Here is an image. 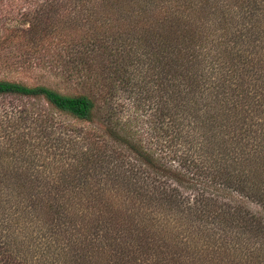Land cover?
I'll use <instances>...</instances> for the list:
<instances>
[{"label":"trees","instance_id":"1","mask_svg":"<svg viewBox=\"0 0 264 264\" xmlns=\"http://www.w3.org/2000/svg\"><path fill=\"white\" fill-rule=\"evenodd\" d=\"M28 2L0 50L76 91L0 79L47 103L0 107V264H264V0Z\"/></svg>","mask_w":264,"mask_h":264},{"label":"rangeland","instance_id":"2","mask_svg":"<svg viewBox=\"0 0 264 264\" xmlns=\"http://www.w3.org/2000/svg\"><path fill=\"white\" fill-rule=\"evenodd\" d=\"M34 2V1H33ZM32 4V3H31ZM29 5L28 0H6L4 3L0 0V33H2L6 28L12 25H20L22 24L21 12L27 9L26 7ZM7 10L9 12H7ZM20 43L18 41H14L6 48V50H0V79H9V80H17L26 82L28 84H48L53 87L59 89L60 91L67 93L69 91L74 90L75 84H71L69 79L61 73L54 65L45 64L38 66H20L16 65V67H12L8 63H11L10 54L16 53ZM104 99H99V102L104 104ZM120 102H126L127 105L125 107V111L122 114L123 118L126 117H136V114H140L143 111L141 109H137L136 104H134L133 99H122ZM29 107L34 109L43 110L44 106L47 107V103L44 100L41 101H31L26 98L17 97V96H5L0 98V107L7 109H20L21 107ZM59 119L64 122H70L71 120L65 116L58 115ZM103 119V114H99V118H96V122L94 124H82L84 127L93 128L99 127L101 120ZM100 121V122H99ZM142 129L147 130L148 124L144 122V118L136 121ZM87 128V129H88ZM149 136V134H145V137ZM256 207V206H255Z\"/></svg>","mask_w":264,"mask_h":264}]
</instances>
